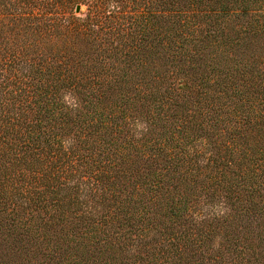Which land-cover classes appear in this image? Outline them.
Here are the masks:
<instances>
[{
	"label": "trees",
	"instance_id": "16d2710c",
	"mask_svg": "<svg viewBox=\"0 0 264 264\" xmlns=\"http://www.w3.org/2000/svg\"><path fill=\"white\" fill-rule=\"evenodd\" d=\"M0 264H264V0H0Z\"/></svg>",
	"mask_w": 264,
	"mask_h": 264
},
{
	"label": "water",
	"instance_id": "95a60500",
	"mask_svg": "<svg viewBox=\"0 0 264 264\" xmlns=\"http://www.w3.org/2000/svg\"><path fill=\"white\" fill-rule=\"evenodd\" d=\"M81 10H82V7L80 5L77 6L76 13L79 14L81 12Z\"/></svg>",
	"mask_w": 264,
	"mask_h": 264
},
{
	"label": "rangeland",
	"instance_id": "374dc122",
	"mask_svg": "<svg viewBox=\"0 0 264 264\" xmlns=\"http://www.w3.org/2000/svg\"><path fill=\"white\" fill-rule=\"evenodd\" d=\"M81 7H82L81 12L84 13V12H85V7H83V6H81ZM81 12H80V13H81Z\"/></svg>",
	"mask_w": 264,
	"mask_h": 264
}]
</instances>
